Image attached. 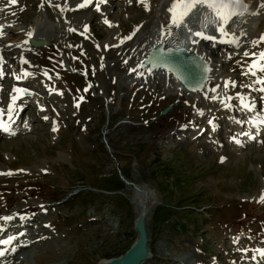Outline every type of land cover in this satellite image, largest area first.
Wrapping results in <instances>:
<instances>
[{
    "label": "rangeland",
    "instance_id": "obj_1",
    "mask_svg": "<svg viewBox=\"0 0 264 264\" xmlns=\"http://www.w3.org/2000/svg\"><path fill=\"white\" fill-rule=\"evenodd\" d=\"M125 1L105 0V11L93 8L102 14L112 11L111 20L118 15L123 40L150 18L140 0ZM83 2L22 0L13 11L16 26L35 24L47 11L67 27L49 46L30 49L24 65L10 56L0 68V104L5 109L14 90L23 88L17 77L33 90L22 100L27 104L13 134L0 132V217H13L0 220L6 229L0 238L15 235L12 246H25L16 255L9 250L0 256V264H96L100 258L121 255L135 238L130 204L134 188L129 182L156 184L162 197L150 224L154 258L148 264H259L258 259L264 264L258 251L264 250V138L247 140L242 147L233 135L241 141L251 129L240 137L241 127H232L245 124L241 97L259 95L236 79L229 84L233 90L226 110L217 106L226 113H216L222 119L210 118L216 126L206 124L208 130L196 140L175 144L171 136L165 146V125L173 120L176 125L167 130L176 132L183 126L182 115L195 106L169 89L165 77L155 84L138 82L139 88L132 90L121 78L131 66L138 68L140 49L130 55L132 60H122L124 51L105 46L109 24L101 15L88 11L86 18L68 11ZM260 41L251 53L264 52ZM204 44L207 49L209 43ZM219 59L217 55L214 61ZM36 75L44 82L35 81ZM256 102L244 101L251 103L255 116L263 111ZM169 104L174 109L168 119L160 112ZM107 118V138L116 159L103 141ZM125 120L136 124L121 122Z\"/></svg>",
    "mask_w": 264,
    "mask_h": 264
},
{
    "label": "bare ground",
    "instance_id": "obj_2",
    "mask_svg": "<svg viewBox=\"0 0 264 264\" xmlns=\"http://www.w3.org/2000/svg\"><path fill=\"white\" fill-rule=\"evenodd\" d=\"M119 1H125V0H119ZM140 2L142 4H145L146 5L145 8L147 7L148 10L150 11V18L147 21H145L142 25L140 26L138 25L136 27L135 34L131 35L132 38L127 40L122 39L121 29L118 28L116 24V22L120 20L118 15L115 17V20H111L112 11L111 12L107 11L105 13L103 12L104 14H102L101 12L99 13L96 12L98 9L97 10L93 9L94 7H96L94 2L88 4L83 8H79L76 6L77 8L74 7V10H71V8L69 7L70 10L68 11L72 12V14L74 15H78V16L83 15L86 18L88 14H84V13L88 11H90L89 15L91 16H94L95 13H97L96 15L99 16L101 15L104 21L106 20L108 21L107 25L108 24L109 25L107 30L110 34L103 41V44L110 49H114L115 51H117V53L119 50L124 51L125 54L123 53L124 56L122 57V60L123 59L132 60V56L130 57V55H134V52L140 49L139 54H137V56H139L138 60L140 61L152 44L160 40V38L166 33H171V35H174L176 30V26L172 23V14L169 13L168 11V9L171 7L172 0H140ZM21 3L22 0H17V3L15 4H13L11 0H0V8H3V11H0V26H2L0 27V58H1L0 67H1V61L4 60L3 62L5 64V61L7 59L10 60L9 58L10 56L12 57L15 56L16 59H20V61L23 62L22 65H24L26 63L24 61L26 54H28V51H30V49H33L32 46H30L29 44V40L31 37H35V38L43 37L46 38L47 40H51L53 36L57 37L58 34H60L61 36V34L64 33L63 28L65 25H63L61 22H57L59 20L54 21L53 18L48 15L47 11L46 13H41L39 15L38 20L36 21L35 24H30L28 26H23V24L22 25L19 24V26H16L18 25V23L17 24L15 23L16 19L13 17V11L16 10L17 5L18 4L21 5ZM246 3L251 6L250 9L248 11H245L242 15L238 17H233L232 21L228 24V26L225 29V31H227L228 33L235 35V37L238 39L239 47H237L235 44L226 42L229 39H231V36H224V35L219 40L202 39L199 42L193 43L190 46V50L198 52L199 54L204 56L210 63V70H211L210 76L207 86L203 91L190 92L182 88L180 83L177 80L170 77L167 73L156 71L157 73H154L155 75H153V77H150L146 73V71H140L139 68L136 69L134 66H131L130 70L127 69L125 71V76H122L121 79L123 81H128V85L132 90L135 88H139L138 87L139 85H137L138 82L145 81L148 84L151 81L153 84H155V82H157L158 79L161 80V78L165 77L166 78L165 82L168 85L169 89H172L173 91H175V93L179 95V97L188 100L191 104L195 106L194 109L192 107L187 109L186 116L182 115L183 120L181 121L184 123L182 124L183 126L181 127V129L177 128L176 132L169 133V130L167 129L171 125H176L175 124L176 122L172 120L170 123H168L167 126L165 125V132H164L165 139L163 140L164 142L162 144H165L166 141L169 142L171 136L175 138L174 139L175 144H177L176 142L189 141L190 139L196 140L202 132L208 130L206 124L214 125L215 123L214 126H216V122H214L213 120L222 119L221 115L222 114L224 115L226 113V112L222 113L221 110L218 111L217 106L225 105V108L223 106L222 108L226 110L227 106L225 103L229 102V98L231 97L229 92L233 90L229 88V84L234 85L236 79L242 81V85H246L245 87L249 89L252 88L251 90H253L254 94L259 95V99L256 96L250 98L245 97L244 98L245 102L254 103L258 99L256 103L264 104V91H261V89H264V84L259 83V80L264 78V73L257 72V74L254 76L249 72V68L252 67V65L261 63L259 57L260 55H257L258 53L257 54L251 53L250 49L251 47L254 48V46L258 44L257 41L259 42L261 40L260 43L263 41L262 39H260L263 28L261 30L260 29L261 24L259 25L258 23L263 18L262 16L264 15V7L261 6L262 4H264V0H246ZM103 6H104L103 3L99 4V8L100 9L102 8L101 10L105 11V9H103ZM252 13H258V14H252ZM56 29H58V31ZM242 32L246 34L241 35ZM126 42L132 45L133 44L135 45L136 43H140V44L137 47L134 46L136 48H133V46L128 47L129 44H127ZM204 43H209L207 45V49H204V47H206ZM141 44H145L144 45L145 47L142 46L140 48ZM245 52L249 53V55L245 56L244 55ZM217 55H219L220 59L218 61H214V58ZM236 58H243V59L240 62L234 63L233 61L234 59L236 60ZM111 63L112 62H110V64ZM131 69H136V71L133 72L131 71ZM255 70L256 69L253 68V71ZM136 72L138 74L135 75ZM140 73H142V75ZM34 80L38 82H44L43 78L37 75L34 76ZM17 82H20V84L23 85V87L25 86V84L23 83L25 82L24 79H18ZM18 94L19 93L17 92L13 93V95L19 97ZM213 97H215V99H213ZM21 102L22 100H20V98L19 99L17 98V102L15 101L11 109V114L14 112V115H12L11 117L8 113V109H5L0 104V109L5 110L2 114H0V121H2L3 124L5 123V126L9 127L12 125L15 116H18V113H20L23 107V105L20 104ZM120 104L123 105L124 102H121ZM217 112L221 114L219 117L216 115ZM201 113L203 114L201 115ZM172 115L173 112L166 116H168L169 119ZM210 118H213V120L210 121ZM15 125L16 123L10 128L11 131L15 128ZM232 127L233 129H237L236 128L237 125H234ZM175 133L177 134L175 135ZM213 144L215 145V143ZM219 145L225 147L224 144L222 143L221 144L219 143ZM214 147L215 146H212V148ZM235 150L233 153H238ZM225 158L228 157L225 156ZM236 159H240V157L237 156ZM24 248H25L24 245H19L18 247H16V251L14 252V254L16 255L18 251L20 252V250L22 251V249ZM150 251L152 252V249H150Z\"/></svg>",
    "mask_w": 264,
    "mask_h": 264
},
{
    "label": "water",
    "instance_id": "obj_3",
    "mask_svg": "<svg viewBox=\"0 0 264 264\" xmlns=\"http://www.w3.org/2000/svg\"><path fill=\"white\" fill-rule=\"evenodd\" d=\"M48 43L46 38L30 39V44L34 47L46 46ZM139 69L166 72L190 92L203 91L211 71L210 63L204 56L190 50L189 47L171 44L166 36L148 48L140 61ZM26 94L31 92L27 91ZM171 109L172 105L165 107L161 115L167 114ZM109 150L111 151L110 148ZM130 184L134 188L130 204L135 215L133 221L135 238L123 254L100 258L96 264H144L153 258L150 251L152 242L150 224L155 209L161 205L162 197L156 184L133 182Z\"/></svg>",
    "mask_w": 264,
    "mask_h": 264
},
{
    "label": "snow or ice",
    "instance_id": "obj_4",
    "mask_svg": "<svg viewBox=\"0 0 264 264\" xmlns=\"http://www.w3.org/2000/svg\"><path fill=\"white\" fill-rule=\"evenodd\" d=\"M11 2L15 4L17 3V0H11ZM93 2L95 3L97 9L99 10V4L105 2V0H84L83 3L78 5V7L83 8ZM200 6H205L211 12L213 16L212 23L217 25L218 29L221 31V33L224 36H231V39H229L226 42L235 44L237 47H239V42H238V39L235 37V35L228 33L227 31H225V29L228 26V24L232 21L233 17H238L242 15L245 11H248L250 9L251 6L246 3V0H172L171 7L168 9L169 13L172 14V23L176 27L183 26L185 18H187L190 14L193 13L194 10H197ZM261 6L264 7V4H262ZM63 10L64 9H61V11ZM0 11H3V8H0ZM252 14H258V13H252ZM105 22L108 23L107 20ZM72 30L74 31V29ZM134 34L135 33H133L132 35ZM244 34L246 33H243V32L241 33V35H244ZM195 35L200 36L204 39H208V40L215 39L212 36L205 35L203 32H196ZM131 38L132 36L130 35L126 37L125 39H131ZM261 39L264 40V36H262ZM244 55L248 56L249 53L245 52ZM260 60H261V63L254 64L252 65V67L249 68V72L254 76L257 74V72L264 73V52L260 53ZM253 68L256 70L253 71ZM131 71L135 72L136 69H131ZM140 74L142 75V73ZM28 75L29 74L27 72L24 73L25 77H27ZM17 79H20V77H17ZM259 83L264 84V78L260 79ZM14 91L20 94H24L28 90L24 88H16ZM261 91H264V89H261ZM17 98L18 97L15 95L12 96V103L9 104L8 106L9 115H11L12 106L15 103ZM213 99H215V97H213ZM241 103L243 104L245 108L251 107L250 105L244 103L243 97H241ZM4 111H5L4 109H0V114H2ZM202 114L203 113H201V115ZM45 119H47V117H45ZM0 129H2L3 131H9L8 127L5 126L2 123V121H0ZM55 130L56 129L53 128V131ZM233 140L237 143L240 142L236 140L235 137H233ZM262 199H264V197H262ZM12 219H13L12 216L0 217V220H4V221H11ZM21 219H23V217H21ZM5 230L6 229L3 226H0V232H3ZM19 235H23V233H20ZM16 239H17V236L15 235H9L6 238H0V246H8L6 248H0V256H4L6 252L9 250L12 252L16 251V247L12 246L13 241H15ZM258 251L260 252L261 256H264V250H258Z\"/></svg>",
    "mask_w": 264,
    "mask_h": 264
},
{
    "label": "trees",
    "instance_id": "obj_5",
    "mask_svg": "<svg viewBox=\"0 0 264 264\" xmlns=\"http://www.w3.org/2000/svg\"><path fill=\"white\" fill-rule=\"evenodd\" d=\"M157 212V211H156Z\"/></svg>",
    "mask_w": 264,
    "mask_h": 264
}]
</instances>
